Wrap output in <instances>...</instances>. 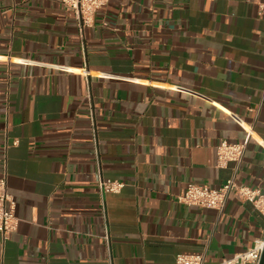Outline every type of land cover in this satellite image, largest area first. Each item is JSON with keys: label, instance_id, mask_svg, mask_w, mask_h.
Here are the masks:
<instances>
[{"label": "crops", "instance_id": "crops-1", "mask_svg": "<svg viewBox=\"0 0 264 264\" xmlns=\"http://www.w3.org/2000/svg\"><path fill=\"white\" fill-rule=\"evenodd\" d=\"M262 2L110 0L83 35L61 2L0 0V180L20 218L0 264H217L252 247V202L179 197L233 176L264 194ZM223 140L248 141L240 165H218Z\"/></svg>", "mask_w": 264, "mask_h": 264}, {"label": "built area", "instance_id": "built-area-1", "mask_svg": "<svg viewBox=\"0 0 264 264\" xmlns=\"http://www.w3.org/2000/svg\"><path fill=\"white\" fill-rule=\"evenodd\" d=\"M63 3L68 9L75 12L79 30L84 35L85 28L94 22L96 12L106 6L110 0H55ZM258 13L264 16V2L259 3ZM95 156L99 160L96 120L93 116ZM251 133V132H250ZM248 147V141L243 143H231L223 140L218 146V165L225 166L229 162L240 165L244 160ZM125 183L118 180L100 178L99 187L102 192H119ZM236 195L240 199L252 202L257 209L264 213V194L259 189L240 185L236 177L229 178L221 187L213 188L208 184L190 182L186 192L179 197V202L187 205H195L224 210L230 195ZM20 218L16 214V203L8 191L7 179L0 180V232L7 239L11 233L19 229ZM264 251V235L256 239L255 244L246 251L236 254L232 258H226L217 264H260ZM206 255L180 253L176 264H205Z\"/></svg>", "mask_w": 264, "mask_h": 264}, {"label": "water", "instance_id": "water-1", "mask_svg": "<svg viewBox=\"0 0 264 264\" xmlns=\"http://www.w3.org/2000/svg\"><path fill=\"white\" fill-rule=\"evenodd\" d=\"M260 264H264V251H263V255H262L261 263Z\"/></svg>", "mask_w": 264, "mask_h": 264}]
</instances>
